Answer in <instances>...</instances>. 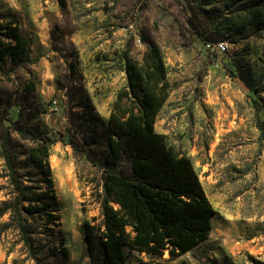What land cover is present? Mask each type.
<instances>
[{
  "label": "rangeland",
  "instance_id": "obj_1",
  "mask_svg": "<svg viewBox=\"0 0 264 264\" xmlns=\"http://www.w3.org/2000/svg\"><path fill=\"white\" fill-rule=\"evenodd\" d=\"M0 11L18 15L31 58L0 74V131L16 120V102L33 82L40 128L52 141L69 258L49 264H92L84 225L103 219L102 147L88 157L69 144L100 127L69 113L79 111L83 89L107 123L126 86L123 58L141 63L148 44L159 48L169 84L154 130L190 160L215 214L207 241L183 256L126 250L127 264H264V91L254 92L264 90V0H0ZM192 13L202 29L221 32L224 52L193 33ZM5 173L0 158V208L14 198ZM9 223L7 211L0 215V264H35Z\"/></svg>",
  "mask_w": 264,
  "mask_h": 264
},
{
  "label": "trees",
  "instance_id": "obj_2",
  "mask_svg": "<svg viewBox=\"0 0 264 264\" xmlns=\"http://www.w3.org/2000/svg\"><path fill=\"white\" fill-rule=\"evenodd\" d=\"M196 17L192 13L188 21L197 37L214 44L224 40L221 32L202 29ZM123 59L126 86L117 92L107 123L83 89L75 106L79 111L69 113L100 127L96 136L69 138L73 150L88 157L96 144L102 147L103 219L84 225L87 253L92 264H127L126 250L157 257L167 253L175 260L207 241L215 213L190 160L154 130L169 89L159 48L148 44L141 63ZM29 64L30 42L18 15L0 11V74L9 76ZM22 93L16 120L0 131V158L14 195L0 215L10 212L8 226L14 225L35 264L68 260L49 163L52 141L40 128L33 82Z\"/></svg>",
  "mask_w": 264,
  "mask_h": 264
},
{
  "label": "built area",
  "instance_id": "obj_3",
  "mask_svg": "<svg viewBox=\"0 0 264 264\" xmlns=\"http://www.w3.org/2000/svg\"><path fill=\"white\" fill-rule=\"evenodd\" d=\"M225 46L226 45L224 42H217V43L213 44L214 49L218 52H224L226 50Z\"/></svg>",
  "mask_w": 264,
  "mask_h": 264
}]
</instances>
